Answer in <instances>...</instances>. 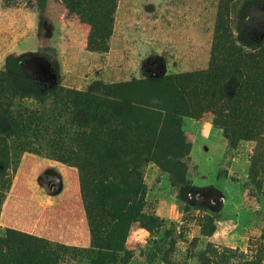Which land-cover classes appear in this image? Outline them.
<instances>
[{"label":"rangeland","instance_id":"obj_1","mask_svg":"<svg viewBox=\"0 0 264 264\" xmlns=\"http://www.w3.org/2000/svg\"><path fill=\"white\" fill-rule=\"evenodd\" d=\"M230 1L224 16L230 30L259 44L264 0ZM219 6L220 0H117L107 49L96 52L87 48L90 27L78 0H44L40 6L0 0V72L12 83L4 91L12 109L38 111L51 91L74 90L95 98L102 113L150 133V145L118 157L129 200L122 202L127 230L115 264H264V179H248L251 148L227 149L209 116L175 121L167 109L164 79L207 68ZM122 83L132 87L119 99L103 96V88ZM22 91L48 96L19 97ZM28 156L50 161L23 153L15 168H4L10 186L0 212L5 205L4 219L26 229L32 222L26 196L54 180L25 164ZM10 191L17 212L6 203ZM5 228L12 229L0 222V231ZM75 247L89 249V237L86 246ZM213 252L230 257H210ZM73 256L63 264H89L96 257ZM101 259L111 264L110 255Z\"/></svg>","mask_w":264,"mask_h":264},{"label":"trees","instance_id":"obj_2","mask_svg":"<svg viewBox=\"0 0 264 264\" xmlns=\"http://www.w3.org/2000/svg\"><path fill=\"white\" fill-rule=\"evenodd\" d=\"M78 1L90 27L87 48L105 52L117 0ZM43 2L35 0L39 6ZM230 2L220 0L207 68L164 79L167 109L175 121L209 116L229 150L239 144L249 146L248 179L254 181L264 179V38L256 44L233 34L224 18ZM131 87L122 83L105 87L102 93L119 99ZM5 88L12 89V83L0 72V181L6 175L4 168H15L23 153L74 169L89 249L5 228L0 231V264H63L66 256L81 257L87 252L96 256L89 264H103L101 258L106 255L115 264L127 230L122 202L129 200V185L118 169V157L136 154L150 145V133L102 113L95 107V98L87 94L54 90L43 109L32 111L26 107L12 109L5 100ZM48 95L22 91L18 96L41 99ZM9 186L8 179L0 185V212ZM262 229L264 244V224ZM210 257L225 260L230 255L213 252Z\"/></svg>","mask_w":264,"mask_h":264},{"label":"crops","instance_id":"obj_3","mask_svg":"<svg viewBox=\"0 0 264 264\" xmlns=\"http://www.w3.org/2000/svg\"><path fill=\"white\" fill-rule=\"evenodd\" d=\"M22 161L25 164L29 163L30 165L40 167L43 172L52 176L54 180L49 185L51 188L45 185H36L26 196L30 203L29 213L32 220L29 229L18 226L17 222L12 218L4 219V213L6 211L5 205L0 215L2 225L65 245L86 246L88 243V234L80 201L76 171L68 167H66L67 169L61 170V168H58L57 163L38 160L29 156L24 157ZM56 169L60 173L56 172ZM61 173L64 174V178L67 181L65 189L62 185ZM8 195L6 203L13 201L10 198L11 191ZM12 204L10 213L13 211L17 212L19 210L18 201L12 202ZM59 227L61 231L57 229Z\"/></svg>","mask_w":264,"mask_h":264}]
</instances>
